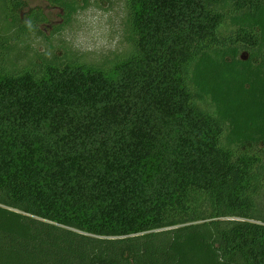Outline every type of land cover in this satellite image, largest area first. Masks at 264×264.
<instances>
[{
  "label": "trees",
  "instance_id": "1",
  "mask_svg": "<svg viewBox=\"0 0 264 264\" xmlns=\"http://www.w3.org/2000/svg\"><path fill=\"white\" fill-rule=\"evenodd\" d=\"M123 2L124 53L17 69L0 0V264H264V0Z\"/></svg>",
  "mask_w": 264,
  "mask_h": 264
},
{
  "label": "rangeland",
  "instance_id": "2",
  "mask_svg": "<svg viewBox=\"0 0 264 264\" xmlns=\"http://www.w3.org/2000/svg\"><path fill=\"white\" fill-rule=\"evenodd\" d=\"M27 8L21 12L28 17L32 10L40 9L48 18L40 25L42 35H32L25 46L26 56L14 60V66L24 68L30 61L52 59L60 61L71 56L89 64H102L114 54L124 53L125 9L124 0H95L89 9L79 12L73 22L63 25V10L48 0H21ZM1 24V23H0ZM4 30H6L4 28Z\"/></svg>",
  "mask_w": 264,
  "mask_h": 264
}]
</instances>
